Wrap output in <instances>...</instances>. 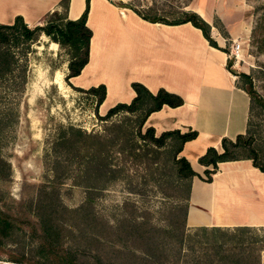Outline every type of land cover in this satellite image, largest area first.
Returning a JSON list of instances; mask_svg holds the SVG:
<instances>
[{
	"label": "rangeland",
	"instance_id": "obj_1",
	"mask_svg": "<svg viewBox=\"0 0 264 264\" xmlns=\"http://www.w3.org/2000/svg\"><path fill=\"white\" fill-rule=\"evenodd\" d=\"M111 1L130 4L147 15L168 20L175 19L181 10L192 12L193 5L209 6V30H217L225 40L228 68L235 75H247L258 96V103L251 102L245 137L250 138L251 148L264 166V0ZM63 6L54 10L66 13L67 7ZM227 13L233 15L232 25L243 21L247 29L237 60L228 56L232 42L220 24ZM46 15L39 26L54 20ZM10 40L5 48L15 65L10 72L0 73V220L4 216L9 225L7 236L0 237V264H94L90 253L69 249L73 244L69 239L47 246L32 202L36 190L48 184L57 187L63 206L75 208L83 202V187L94 182V169L86 162L94 152L95 137L105 143L103 155L109 172L104 187L93 198L91 213L111 229L124 218L144 222L147 235L153 237L155 264H214L219 258H236L239 249L246 260L262 255L264 230L220 234L194 231L191 235L183 228L184 242L178 243L179 236L168 222V207L178 200L183 202L186 192L184 182L174 176L170 166L172 149L155 148L136 135L139 113H119L105 120L102 117L106 112L99 113L97 107L95 115L94 99L72 90L63 81L72 54L70 48L54 43L52 46L51 40L39 33L31 40ZM57 74L63 85L59 89ZM237 83L243 86V80L237 79ZM113 124L121 128L111 127ZM69 126L84 136L75 153L66 159L61 149L55 152L53 143L60 128ZM131 148L136 158L130 157ZM245 153L238 148L232 157ZM64 224V232H71L77 239V227ZM144 250L143 245L133 246L125 238L102 246L104 259L115 256V264H150ZM129 252L132 257H128Z\"/></svg>",
	"mask_w": 264,
	"mask_h": 264
},
{
	"label": "crops",
	"instance_id": "obj_2",
	"mask_svg": "<svg viewBox=\"0 0 264 264\" xmlns=\"http://www.w3.org/2000/svg\"><path fill=\"white\" fill-rule=\"evenodd\" d=\"M59 2L0 0V24L11 25L19 16L31 29L39 26ZM83 10L84 0H68L66 18L76 20ZM191 11L209 25V6L193 5ZM232 20V13L223 14L222 30L231 42L241 43L247 35L245 23L232 25ZM85 26L91 31L87 63L68 82L83 91L103 85L105 95L99 113L116 104H129L134 97L129 86L133 82L151 94L161 89L182 100L179 107L163 106L151 113L144 127L152 128L155 136L174 130L196 133L177 156L197 176L189 181L185 231L192 235L194 231L220 234L264 230V173L253 168L249 160L217 163L210 182L198 179L210 169L197 163L206 149L220 153L222 139L234 142L247 131L251 99L237 83L238 74L228 68L226 53L210 47L200 31L188 23H148L107 0H88ZM209 35L223 50L225 40L217 30L211 27ZM260 254L251 259L254 264H264V251Z\"/></svg>",
	"mask_w": 264,
	"mask_h": 264
},
{
	"label": "trees",
	"instance_id": "obj_3",
	"mask_svg": "<svg viewBox=\"0 0 264 264\" xmlns=\"http://www.w3.org/2000/svg\"><path fill=\"white\" fill-rule=\"evenodd\" d=\"M107 1L118 9H127L131 11L141 20L148 23L162 24L166 26H176L188 23L193 28L200 31L201 36L206 40L210 47L226 53V50L218 48L211 39L209 35V25L194 12H185L181 10L177 13L175 19L168 20L159 15H147L130 4L112 2L111 0ZM87 2L88 0H84V10L76 20H68L65 11L59 12L54 10L46 15V18H53V21L48 20L43 26H35L32 29L27 28L19 16L14 17L11 25L0 24V73L3 74L10 72L15 65L13 57L5 48V46L11 42L10 38H12L13 42H17V37L31 40L36 33L42 34L49 38L52 43L58 46H67L72 50V54L69 56V60L66 64L67 72L63 81L72 90L84 92L91 96L94 99L93 113L97 115L96 109L103 101L105 95L104 86L98 85L83 91L72 87L68 82L70 78L75 77L80 73L88 59V45L91 31L85 26ZM67 3V0H62L57 6L60 7L63 4L65 9ZM7 32H10V35H7ZM12 35H16V37ZM227 66H229V61L227 62ZM238 78L243 80V86H240L241 90L249 96L251 102L256 101L258 103L259 99L253 90L250 78L243 73H239ZM129 86L134 93V97L129 104H116L108 109L102 118L105 120L110 119L119 113L128 115L139 113L140 117L135 128L136 135L141 140H146L155 148L172 149L169 157L170 166L172 167L174 176L184 182L186 196L182 200L183 202L178 200L177 204L168 207V222L173 226L176 235L179 236L178 243L183 244V228L187 208L189 181L192 177H195L196 174L191 170L189 164L183 158L177 156L182 145L185 142L193 140L196 137V133L194 131L180 133L179 131L174 130L162 132L158 136H155L152 128L144 127L146 118L151 113L159 111L163 106L169 108L179 107L182 105V100L178 96L169 94L161 89L157 90L155 94H151L139 83L133 82ZM111 127L117 129L121 128L118 124H113ZM83 136L84 135L79 129H75L72 126L60 128V133L57 140L53 143V148L55 152L57 149H61L63 151L62 155H65L66 159H68L70 155L72 156L77 150L79 141ZM114 138H116V135H114L113 140ZM95 140L96 141L92 143L94 145V152L86 162L89 168L91 167L94 169V182L83 187V202L75 208H67L60 203L56 186L48 184L49 186H41L36 190L32 202V211H34L35 216H37L40 222L43 233L42 240L47 246H51L54 243H58L60 240L69 239L73 243L69 246V249L80 250L81 253H90V257L94 264H115V256H113L111 260L104 259L102 246L104 243L111 244L116 242V240L125 238L126 241L133 246L143 245L145 249L143 254L146 261L150 264H155L156 255L154 252L156 250L153 244L154 241H151L153 237L150 233L149 235L151 237L147 235L149 231H146V225L144 222L124 218L116 224L115 228L111 229V227L105 226L95 217L94 214L91 213L93 198L97 196L99 190H102V187H104V183H106L104 179L109 172L106 167L105 156L103 155L106 154L107 150L105 143L101 141L103 139L100 140V137H95ZM220 147V153H217L212 148H208L205 153L198 158L197 163L199 165L210 167V169L204 170L203 179L198 177L202 182H210L211 176L216 171L217 163L228 161L246 159L250 161L253 168L264 173V166L258 162L257 154L251 148L250 138L245 137V135L236 136L234 142L222 139ZM238 148L246 150V153L241 157H232V153ZM134 151L135 149H130V157L136 158L137 156L134 154ZM65 222L77 227L79 233L77 239L74 240L71 232H64L62 226H65ZM8 229L9 225L7 218L3 216L0 220V237H6ZM88 231H90V236L86 234ZM83 234L84 236H82ZM129 253L128 257H132V252ZM113 254L116 255V252ZM243 254L244 251L239 249L236 258H223V260L222 258H219L214 264H217L218 262L219 264H223L224 262L226 264H254L251 259L246 260V258H242L241 255ZM221 261H223V263H221Z\"/></svg>",
	"mask_w": 264,
	"mask_h": 264
},
{
	"label": "built area",
	"instance_id": "obj_4",
	"mask_svg": "<svg viewBox=\"0 0 264 264\" xmlns=\"http://www.w3.org/2000/svg\"><path fill=\"white\" fill-rule=\"evenodd\" d=\"M240 45H241L240 42L233 41L228 56L231 57V58H233L234 60H237L239 58V52H240V49L239 48H240Z\"/></svg>",
	"mask_w": 264,
	"mask_h": 264
},
{
	"label": "bare ground",
	"instance_id": "obj_5",
	"mask_svg": "<svg viewBox=\"0 0 264 264\" xmlns=\"http://www.w3.org/2000/svg\"><path fill=\"white\" fill-rule=\"evenodd\" d=\"M52 46H54V45L52 44ZM57 82H58L59 87L62 88L63 85H62L61 79L59 78L58 74H57Z\"/></svg>",
	"mask_w": 264,
	"mask_h": 264
}]
</instances>
